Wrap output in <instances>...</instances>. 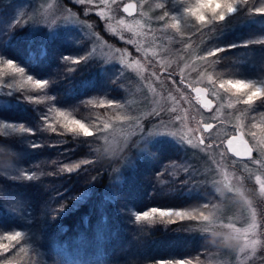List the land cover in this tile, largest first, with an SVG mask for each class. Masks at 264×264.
Returning a JSON list of instances; mask_svg holds the SVG:
<instances>
[{
	"label": "trees",
	"instance_id": "1",
	"mask_svg": "<svg viewBox=\"0 0 264 264\" xmlns=\"http://www.w3.org/2000/svg\"><path fill=\"white\" fill-rule=\"evenodd\" d=\"M259 2L254 0L252 6L229 15L222 23L224 32L210 39L212 45L218 44L216 49H223L215 60L222 73L256 75L264 69V14L253 11ZM20 3L0 1V53L35 77L48 79V95L37 99L21 89L5 95L0 104V118L31 130L0 132V232L28 221L38 232L37 264L206 260L221 245L197 233L193 220L137 219L152 207H187L207 198L209 189L196 188L189 178L191 158L181 145L160 138L140 150L130 145L108 156L95 133L83 132L89 136L84 137L56 124L53 131L52 125L44 123V112L52 103L85 116L91 105L87 97L105 86V78L98 61L72 42L68 29L55 33L43 29L31 36L28 11L24 8L14 17ZM72 53H77L75 59H63ZM108 87L110 96H123L117 81H110ZM261 108L264 103L257 101L248 115ZM16 169L22 174L10 171ZM216 200L217 195H212L210 202ZM27 259L16 261L0 252V264H34Z\"/></svg>",
	"mask_w": 264,
	"mask_h": 264
},
{
	"label": "rangeland",
	"instance_id": "2",
	"mask_svg": "<svg viewBox=\"0 0 264 264\" xmlns=\"http://www.w3.org/2000/svg\"><path fill=\"white\" fill-rule=\"evenodd\" d=\"M125 1L127 0H107V2L105 0H91V2L89 0L83 2L81 0H21L14 17H18L24 8L28 11L26 24L31 36L43 29L48 33H55L61 28L68 29L71 31L69 36L72 42L79 49L86 51L88 57L98 61L105 78V86L96 88L89 94L91 96L87 97V102L91 100L93 103H89L91 105L86 110L85 116H79L71 107L52 103L44 112V123L52 126L61 125L64 119L57 115V111L70 113V118L81 120L96 134L101 151L108 156L117 155L130 145L140 150L147 143L160 138H168L178 143L191 158L188 164L193 174L189 178L194 179L196 188L209 189L205 192L207 198L193 206L152 208L175 212L191 211L195 207L198 211L194 215L197 216L199 211L205 214L214 212L220 217L215 224L207 225L199 219L193 220V229L197 233L206 235L209 232L226 231L224 223H232L241 229L246 228L252 222V213L255 212L256 215V228L250 234V239L258 241L254 246L246 247L241 251L244 246V239L241 237L239 245L235 248L220 246L221 248L209 254L206 260L190 259L189 262L191 264H264V196L260 195L259 185L255 182L256 175L264 179V143L258 142L264 140V132L260 128L252 127L253 124L264 123V115H262L264 108L258 110L254 116L248 115L250 106L242 102L237 103L231 93L219 89L221 81L236 78L264 85V69L259 73L256 72V75L224 74L219 71L218 62L215 61L216 56L207 57L209 50L218 47V44L212 45L209 41L224 32L223 21L242 8L252 6L254 0H249L247 4H238L234 13L205 29H198L195 22L190 21L185 26L183 35L164 27L165 23L171 22L170 17H166L165 21L158 19L165 11L183 19V8L186 3L182 0H135L138 3V11L133 16H127L122 11L121 6ZM161 2L165 4L163 9L156 7V4ZM256 6L264 8V0H260ZM119 20H124L128 24L140 21L143 26L138 29L140 34L127 31L119 24ZM232 26L234 27L235 24ZM129 40L135 43L130 44ZM76 55L77 53H72L63 59L72 60ZM202 57L205 59H201ZM2 61L15 63L0 53V104L6 101L5 95L21 89L27 91L25 92L27 96L37 99L45 98L41 95H48V79L35 77L17 63L15 64L23 69L24 74L13 73ZM254 69L256 70V67ZM209 76L212 77L215 85L209 82ZM27 77L33 80L28 81ZM35 81H44L47 84L44 88L38 89ZM110 81L118 82L122 97L110 96L108 93ZM187 84L206 86L209 96L214 100V105L204 108ZM213 87L218 95L212 94ZM101 101L104 103L101 104ZM230 101L233 102V107H228ZM117 116L124 119L117 120ZM106 122L109 124H105L103 129V124ZM203 123H212L213 128L204 132ZM236 127L244 132L253 146V155L248 159L234 157L224 146L225 138L232 134ZM21 128V123L0 118V132H11ZM83 132L89 131L83 129ZM169 132H175L176 135L171 136ZM199 132L205 140L203 144L199 142ZM253 132L256 133L255 139ZM187 139H192L193 144L189 145ZM209 144L212 145L211 148L208 147ZM10 171L22 174L20 169ZM222 172L228 174L234 186L243 184L248 190L251 208L238 203L231 194L221 198L215 193L217 181L223 179ZM214 194L217 195V200L210 202ZM205 203L208 204V208L203 207ZM13 206L19 211L17 203ZM152 208L147 211L150 212ZM159 211L153 217L160 216ZM21 212L19 214L24 217L25 213L22 210ZM165 218L178 217L172 215ZM204 226L207 233L202 231ZM15 232L22 234V240L18 246L10 248L7 254L16 258V261L22 258L25 261L29 257L27 261L31 259L37 264L36 260L39 256L35 253L39 247L35 243L39 239L37 230L26 221L17 229L0 232V243H9L4 237ZM21 248L24 251H21ZM28 248L34 249L31 252ZM164 264H175V262Z\"/></svg>",
	"mask_w": 264,
	"mask_h": 264
},
{
	"label": "snow or ice",
	"instance_id": "3",
	"mask_svg": "<svg viewBox=\"0 0 264 264\" xmlns=\"http://www.w3.org/2000/svg\"><path fill=\"white\" fill-rule=\"evenodd\" d=\"M83 2V0H81ZM91 2V0H89ZM107 2V0H105ZM183 3H186V6L183 8V19L176 15H171L168 11H165L163 15H160L158 19L160 21H165L166 17H170L171 22L165 23L164 27L170 28L175 31L176 34L183 35L185 26L188 25L190 21H194L195 25L198 29H205L209 25L213 24L214 22H221L223 21L226 16L229 14H232L236 11L238 4H247L249 3V0H182ZM157 8L163 9L165 8V4L163 2L156 4ZM136 8V4L134 3H127L123 7V12L128 13L131 15L133 11ZM254 12H258L261 14H264V8H254ZM103 15V13H100ZM19 23V21H17ZM119 24L123 26L127 31L133 32L136 34H140L138 32V29L142 28L140 21H134L132 24L126 23L124 20H119ZM109 28L111 29V25H109ZM114 31V29H112ZM130 44L135 43L133 40L128 41ZM142 50V49H141ZM223 51V49H214L209 50L207 52V57H213L216 56L218 53ZM155 55V53H154ZM201 59H205L202 57ZM7 69L12 70L13 73H19L24 74L23 69L17 67V65L11 61H2ZM80 60L74 61V63H80ZM128 67H132V65H127ZM28 81H32L33 79L31 77H27ZM209 82L215 85V82L212 80V77H208ZM47 82L44 81H35V86L38 89H42L46 86ZM219 89H222L224 92L231 93L233 97L236 98V102H242L246 106H253L257 101L264 103V85H258L257 83L253 81H247L243 79H227L223 80L219 84ZM193 91L196 93L197 97H200L204 92L207 91V89H201L198 87L193 88ZM213 95H218V93L215 90V87H213L212 90ZM88 103H93V101L89 100ZM104 102L101 101V104ZM202 106L204 108H209L212 104L211 100H202L201 101ZM109 104L111 106V101H109ZM233 102H229L228 107H233ZM57 115L62 117L64 119V122L61 124V127H63L66 131L80 135H83V129H87L90 131L87 124L82 122L79 119H73L70 118V113H66L63 111H57ZM264 115V114H262ZM117 120L124 119V117L117 116ZM105 124H103V129ZM111 125V124H110ZM53 131H55L54 126H50ZM253 128H260L262 132H264V123L262 124H253ZM213 128V124L211 123H205L203 125V131L208 132ZM20 130L25 131L26 129L21 128ZM31 131V130H26ZM171 136H175V132H169L168 133ZM93 135V132H92ZM91 135V136H92ZM253 138H256V133H252ZM84 136V135H83ZM89 137V136H84ZM200 144L204 143V138L200 139ZM260 143H264V140L258 141ZM187 143L189 145L193 144L192 139H187ZM37 145H34L36 147ZM209 148L212 147L211 144L208 145ZM227 148L230 150L233 154L236 156H248L251 157L252 154V148L249 147L247 142H245L242 137H233L232 139L227 140ZM259 163V161H257ZM77 165L76 167H78ZM69 171L72 169L69 168ZM221 175L223 176L222 180H219L217 182H222L225 184V186L229 189L228 194H231L232 196L236 195V192L233 189H240L244 188L243 184H239V186H234L231 182L230 177L227 173L222 172ZM31 178V177H28ZM237 182L239 183V178L237 177ZM255 182L259 185V193L261 196H264V179L261 178L260 175L255 176ZM243 200V204L247 205L249 208H251V201L245 196L241 197ZM204 208H208V204L205 203L203 205ZM159 210L156 208H152L151 211H146L142 215H139L137 219L149 221L151 217H153ZM198 211L197 208H193L191 211H159V215L161 218L164 217H170L172 215H175L176 217L182 219L188 218L191 220L199 219L201 221L206 222L207 225L215 224L220 217H218L214 212H209L208 214H205L203 211H199V215H194ZM211 217V219H209ZM167 222L171 223V220H168ZM205 224V225H206ZM224 227L227 229H231L233 232H236L239 234V239L241 240V237L244 239V246L241 248V251L244 250V248L249 246H254L258 241L254 239H250V234L253 233L254 229L256 228V215L255 212L252 213V222L248 225L246 228H237L232 223H224ZM202 231L204 233H207V229L204 226ZM9 243H0V252H7L10 248L16 247L20 244V241L22 240V234L19 232H15L14 234H9L4 237ZM229 248V247H225ZM21 251H24L23 248L20 249ZM175 264H191L189 261H176Z\"/></svg>",
	"mask_w": 264,
	"mask_h": 264
},
{
	"label": "clouds",
	"instance_id": "4",
	"mask_svg": "<svg viewBox=\"0 0 264 264\" xmlns=\"http://www.w3.org/2000/svg\"><path fill=\"white\" fill-rule=\"evenodd\" d=\"M236 192V195L233 196V198L238 203H243L242 199H238L241 197H247L248 198V190L245 188L240 189H233ZM214 191L216 194H218L221 198L228 195L229 189L225 186L222 182H217ZM211 219V217H209ZM208 234V241L211 244H219L223 247H229V248H235L239 245L240 239L239 234L236 232H233L231 229H227L226 231H220V232H209Z\"/></svg>",
	"mask_w": 264,
	"mask_h": 264
},
{
	"label": "water",
	"instance_id": "5",
	"mask_svg": "<svg viewBox=\"0 0 264 264\" xmlns=\"http://www.w3.org/2000/svg\"><path fill=\"white\" fill-rule=\"evenodd\" d=\"M127 3H134V4H136V8H135V10H134L133 13L131 14V15H134V14L137 12V8H138L137 2H136L135 0H127V1H125V2L123 3V5L121 6L122 11H123V7H124ZM125 14H126V15H129L128 13H125ZM131 15H129V16H131ZM188 87H189V89L192 91V93L194 94V96H196V97H197V95H196V93L193 91V88L198 87V88H201V89H207L206 92H204L200 97H197V98H198V100H199V102H200L201 105H202V103H201L202 100H211V101H212V104L210 105V107H212V106L214 105V100L209 96V94H208V88H207L206 86L201 85V84H197V85H195V86H192V85L189 84ZM210 107H209V108H210ZM204 124H205V123H203V125H204ZM211 124H212V123H211ZM203 125H202V127H203ZM199 136H200V139L203 138L202 135H201V133H199ZM233 137H238V138H239V137H242V139H243L245 142H247V144L249 145V147L252 148V146H251L249 140L244 136L243 131H242L241 129H239V128H236L235 133H234V134H231L230 136H228V137L224 140V145H225L227 151H228L230 154H232L233 156H235L236 158H240V159H245V158H247L248 156H236V155L233 154L230 150H228V148H227V140H228V139H232ZM252 152H253V148H252Z\"/></svg>",
	"mask_w": 264,
	"mask_h": 264
},
{
	"label": "flooded vegetation",
	"instance_id": "6",
	"mask_svg": "<svg viewBox=\"0 0 264 264\" xmlns=\"http://www.w3.org/2000/svg\"><path fill=\"white\" fill-rule=\"evenodd\" d=\"M187 86H188V84H187ZM190 90V89H189ZM191 91V90H190ZM232 134H234V132L232 133ZM231 135V134H230ZM245 135V134H244ZM252 148H253V146H252ZM248 158H250V157H248Z\"/></svg>",
	"mask_w": 264,
	"mask_h": 264
},
{
	"label": "bare ground",
	"instance_id": "7",
	"mask_svg": "<svg viewBox=\"0 0 264 264\" xmlns=\"http://www.w3.org/2000/svg\"><path fill=\"white\" fill-rule=\"evenodd\" d=\"M137 5H138V3H137ZM137 11H138V8H137ZM136 13H137V12H136ZM136 13H135V14H136ZM135 14H134V15H135ZM127 16H129V15H127ZM131 16H133V15H131Z\"/></svg>",
	"mask_w": 264,
	"mask_h": 264
}]
</instances>
